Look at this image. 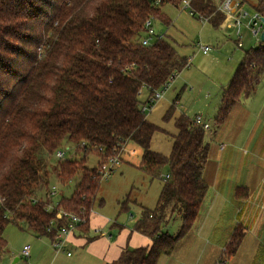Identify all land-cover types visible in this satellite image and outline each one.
Segmentation results:
<instances>
[{
    "label": "trees",
    "instance_id": "16d2710c",
    "mask_svg": "<svg viewBox=\"0 0 264 264\" xmlns=\"http://www.w3.org/2000/svg\"><path fill=\"white\" fill-rule=\"evenodd\" d=\"M181 1L0 0V257L7 251L3 233L10 222L53 240L64 223L56 213L65 208L87 216L80 225L86 231L102 184L96 169L86 165L87 155H112L130 142L142 149L138 167L161 179L162 189L155 209H143L133 227L152 243L127 248L115 264H158L192 230L208 191L207 130L191 116L175 117L177 132L166 155L151 148L160 127L141 108L153 107L156 89L189 63L167 38L148 45L140 41L147 18L161 14L166 3ZM221 1L191 0V8L218 27L225 20L218 10ZM246 4L264 16V0H239L240 7ZM263 77L264 41L259 40L245 51L222 91L217 125ZM145 89L148 94L141 98ZM176 100L164 120L174 117ZM65 145L76 146L83 156L58 160L50 168L47 157ZM165 166L168 177L162 174ZM52 173L62 183L76 184L71 196L48 210L51 198L40 194ZM174 217L182 222L173 235L166 225ZM242 237L239 226L226 258Z\"/></svg>",
    "mask_w": 264,
    "mask_h": 264
},
{
    "label": "crops",
    "instance_id": "0c3cea01",
    "mask_svg": "<svg viewBox=\"0 0 264 264\" xmlns=\"http://www.w3.org/2000/svg\"><path fill=\"white\" fill-rule=\"evenodd\" d=\"M203 19L209 21L208 18ZM222 26H227L226 19ZM214 58L229 69L227 60L217 55ZM238 64L231 65L230 72L223 65L224 76L220 82V94L216 103L212 104L209 114L203 111L191 117L203 115L210 124L207 130L209 135L206 133L210 151L203 173L208 183V191L192 230L180 240L172 254L162 255L158 264H264V167H260L255 159V156L261 153L260 149L264 152V77L257 90L249 97L243 98L224 123L217 125L215 122V116L222 103V91L234 76ZM225 72L227 78H224ZM180 99L181 92H178L175 96V107L177 102L180 103ZM175 100H167L164 95L146 115L149 121L160 127V131L153 137L151 148L166 155L172 150L173 135L177 132L175 117L188 115L186 108L176 107L174 117L164 120V115ZM252 143L253 152L249 146ZM241 144L245 146L241 147ZM240 188L241 191L238 190ZM143 209L141 208V211ZM94 215L92 210L88 230L83 232L78 227L69 236L66 248L68 258L74 254L72 249L78 247L81 249L75 255L81 256L86 251L90 252L88 259L92 264H115L127 248L148 246L152 243L148 235L134 230V224L139 218L133 225L127 226L116 220H113V223L112 220L103 223ZM110 224V228L117 233L112 235L111 231L109 235L106 234L108 232L104 230L108 229ZM239 226L243 239L236 252L226 258L228 243ZM37 238L41 240L44 237ZM50 241L52 243L51 239ZM51 243L42 242L40 248L36 247L37 253L33 255V246L28 243L31 246V264H64L59 260V253L51 251ZM67 250L71 255L67 254ZM19 259V256L13 257L14 262ZM82 260V257H77L67 264H82Z\"/></svg>",
    "mask_w": 264,
    "mask_h": 264
},
{
    "label": "rangeland",
    "instance_id": "374dc122",
    "mask_svg": "<svg viewBox=\"0 0 264 264\" xmlns=\"http://www.w3.org/2000/svg\"><path fill=\"white\" fill-rule=\"evenodd\" d=\"M244 8L250 13L251 17L255 14L256 10L251 5L246 4ZM161 10V14L156 15L154 19L156 31L166 34L178 51L186 58H189L188 65L178 71L177 76L170 81L169 86L165 90V97L173 102L176 94L181 92L180 103L177 102L176 105L178 109L186 108L187 114L191 117L203 111H207L209 114L212 104L216 103L220 94V82L224 76V67L227 70L225 64L218 63L214 56L217 55V57L227 60L230 64L227 65L229 68L227 71L230 72V66L238 64L242 60L245 51L257 45L258 41L249 28L243 27V47H238V36L235 27L222 25L217 27L213 25L210 21L201 18L197 11L194 10L195 12L192 13L191 7L184 6L183 1L179 5L166 3ZM200 40L213 46V51L207 54L198 51L196 42ZM154 41L155 38L153 39ZM226 76L228 75L225 72L224 78H227ZM262 85L264 86V79ZM147 94L148 91L146 89L143 90L141 98H145ZM212 123L215 126V122L212 121ZM242 146H245V144H241ZM249 146L253 152V143L249 144ZM260 152V154L255 156L256 163L260 167H264L263 149H260ZM141 155V147L134 142H130L122 151V162L116 171L107 179L102 180L93 209L95 212L94 217L97 220L99 219L103 223H108L111 220L113 223V220H116L118 223L128 226V224L133 225L137 218H141L143 211H141V208L155 209L162 189V181L159 178L152 179L140 170L138 165L141 161ZM69 156L71 154L67 151V157ZM82 156L83 153L80 151L75 153V159H81ZM99 159V153L92 151L87 155L86 165L89 168H95ZM58 160L55 155L47 157V163L50 168L55 166ZM166 172L167 166L162 169L164 177L167 174ZM49 180V186L40 195L46 197L49 193V187L56 185V194L51 199L54 202L59 201L62 197L71 196L74 191L76 181H71L67 184L62 183L53 173L50 175ZM123 205L128 207L127 210L122 208ZM181 222L180 218L174 217L169 220L166 229L174 235L178 232ZM111 225L104 230L108 232L106 233L108 235L111 231L112 235L117 233L110 228ZM3 235L7 240L8 246L6 253L0 257V264H31V257L20 255L24 245L29 243L33 246L31 249L33 255L37 253L36 247L40 248L42 242L51 243L47 236H43V239L38 240L32 231L20 222H10L5 228ZM50 249L53 253H59V260L64 262V264L70 263L71 260L77 257L83 258L82 264H92L88 259L91 255L90 252L86 251L81 256L75 255L81 248L74 247L72 249L74 254L69 258L65 251L57 252L53 246ZM14 256H19L20 259L14 262Z\"/></svg>",
    "mask_w": 264,
    "mask_h": 264
},
{
    "label": "built area",
    "instance_id": "2783aa9c",
    "mask_svg": "<svg viewBox=\"0 0 264 264\" xmlns=\"http://www.w3.org/2000/svg\"><path fill=\"white\" fill-rule=\"evenodd\" d=\"M183 5L186 7H191V0H182ZM218 10L223 12L226 16V24L228 27H235L236 34L238 36L237 46L243 47V35L242 29L243 27L249 28L252 32V35L256 38L257 41L261 40V33L264 29V23L262 21V16L258 11H255V14L251 17L250 13L245 10L244 7L239 6V0H222L218 5ZM192 13L194 11L191 8ZM200 17L204 18V16ZM155 16H150L145 20L144 23V35L141 37L140 41L143 45H148L153 43V39L161 40L165 38V34L162 32H157L155 28L154 22ZM206 19V18H205ZM246 20V21H245ZM197 49L202 51L204 54H207L213 50V46L203 43L201 40L196 43ZM175 77H170L169 81H167L161 88L156 89L154 96L152 98L153 102L159 101L164 95L165 90L170 84V81ZM142 110L148 111L152 108L148 105H142ZM196 123L202 125L206 130L210 128L209 122L204 118L203 115H196L194 117ZM129 145V144H127ZM122 146L119 151L115 154L108 156L99 155L98 165L95 167L96 172L98 173V177L100 180L107 179L113 172L116 171L117 167L122 162V151L127 146ZM67 151L71 154V156L67 157ZM77 147L74 145H65L63 148H59L54 155L59 160L70 159L75 157V153L77 152ZM168 177V175H166ZM56 185H51L49 187V193L46 196L47 198H51L56 194ZM45 197V198H46ZM52 201V200H51ZM47 203V209H53L58 201ZM56 219L62 220L64 223L59 227L58 234L52 240V246L57 252L65 251L67 248V243L69 240V236L80 227L83 222L87 221V216H84L82 213L74 210H68L65 208H60L56 213ZM30 245H25L22 249V255L25 257L30 256ZM67 254L71 255V253L67 250Z\"/></svg>",
    "mask_w": 264,
    "mask_h": 264
},
{
    "label": "water",
    "instance_id": "95a60500",
    "mask_svg": "<svg viewBox=\"0 0 264 264\" xmlns=\"http://www.w3.org/2000/svg\"><path fill=\"white\" fill-rule=\"evenodd\" d=\"M262 21L264 23V16H262ZM261 40L264 41V29H263V31L261 33Z\"/></svg>",
    "mask_w": 264,
    "mask_h": 264
}]
</instances>
